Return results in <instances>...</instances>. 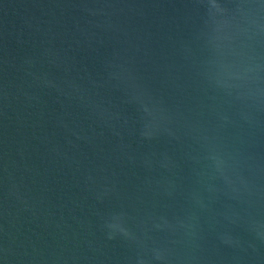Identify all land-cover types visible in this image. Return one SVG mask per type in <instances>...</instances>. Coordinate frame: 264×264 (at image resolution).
<instances>
[{"label": "water", "instance_id": "95a60500", "mask_svg": "<svg viewBox=\"0 0 264 264\" xmlns=\"http://www.w3.org/2000/svg\"><path fill=\"white\" fill-rule=\"evenodd\" d=\"M0 264H264V0H0Z\"/></svg>", "mask_w": 264, "mask_h": 264}]
</instances>
